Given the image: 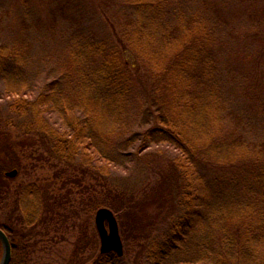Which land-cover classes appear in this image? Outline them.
Returning a JSON list of instances; mask_svg holds the SVG:
<instances>
[{"label":"trees","instance_id":"obj_1","mask_svg":"<svg viewBox=\"0 0 264 264\" xmlns=\"http://www.w3.org/2000/svg\"><path fill=\"white\" fill-rule=\"evenodd\" d=\"M88 5L87 13L99 12L106 24L119 18L118 32L107 24L110 43L91 37L76 43L66 89L60 78L31 83L23 45L0 42V101L11 114L0 120V228L12 244L9 264H33L41 237L70 220L75 238L67 264H125L131 233L132 240L146 241V264H264V139L245 138L240 116L224 102L213 27L198 15L171 18L169 0H121L113 9L108 0ZM74 7L64 18L79 28L86 11ZM259 34L245 48L258 39L263 57ZM137 83L144 101L133 109ZM159 146L174 156L163 159L140 198L110 185L113 167L150 151L167 155L153 150ZM30 151L73 172L56 195L49 197L36 180L11 187ZM12 170L16 175L6 176ZM99 208L116 217L121 256L97 249L91 219ZM147 208L169 211L161 241L146 239L153 222L139 219L148 216Z\"/></svg>","mask_w":264,"mask_h":264},{"label":"rangeland","instance_id":"obj_2","mask_svg":"<svg viewBox=\"0 0 264 264\" xmlns=\"http://www.w3.org/2000/svg\"><path fill=\"white\" fill-rule=\"evenodd\" d=\"M108 2L113 9L115 5L121 3V0H108ZM88 3L89 0H0V13H2L0 42L13 47L23 45L27 53L25 71L31 83L43 84L46 79L60 78L63 83L62 88L66 89L67 80H73L70 53L76 43L82 44L88 37L94 40L104 39L103 41L108 43L114 39L109 28L111 29L112 24L118 32L119 18L116 21L110 17L108 28L106 20L99 12L92 9L89 14L87 13L86 10L90 7ZM169 3L171 18L175 19L180 14L198 15L213 27L211 28L214 31L212 50L219 82L225 87L224 102L240 116L245 138L253 141L264 139V75H261L264 56L258 57L260 49L258 39L257 44H254L255 47L249 51L245 48L252 45L249 43L257 32L264 37V0H169ZM74 5L80 8L83 14L86 11L87 19L82 21V27L79 28L73 26V23L71 25L69 18H64L67 13L70 16L74 15ZM63 7L67 10L62 9ZM119 13L121 16V12ZM260 39L264 42V39L261 37ZM130 61L134 63L132 59ZM257 79L261 89L253 90L251 94L249 91ZM251 96L254 97L253 101ZM142 101H144V92L141 83H137L135 97L132 99L133 109L141 107ZM10 115L6 103L0 101V120ZM153 150H165L168 153L163 155V151H156L157 154L150 151L148 153L150 155H144L138 160H133L132 163L127 158L125 164L113 167L110 185L117 186L127 194H138L140 198L143 189L149 183H153L160 173L159 167L163 159L174 156L171 155L172 150L164 149V146ZM46 158V155H43V159L38 161L37 155H33L30 151L23 162L22 172L10 182L11 187L15 188L20 184L36 180L42 190H48L49 197L56 195L64 181L73 178V175L69 174L73 172L62 168L52 158ZM63 172L66 173L60 176L59 173ZM68 186L70 184L65 187ZM72 189L70 199L73 200ZM64 191L66 190L62 188L60 193ZM105 191H102L101 195ZM145 213L148 216L139 220L153 222L152 227L148 229L146 239L163 240L164 234L168 233V220L171 217L169 211L166 215H160L159 210L147 208ZM70 221L59 226V232L48 235L45 239L41 237L32 255L33 264H67L73 259L75 234ZM122 222L125 223L126 219ZM92 223H94V215L91 219ZM127 223L128 226L132 225V219L127 220ZM132 237L131 233L124 263L146 264L141 247L146 241L132 240L134 238ZM98 247L97 240V249Z\"/></svg>","mask_w":264,"mask_h":264},{"label":"water","instance_id":"obj_3","mask_svg":"<svg viewBox=\"0 0 264 264\" xmlns=\"http://www.w3.org/2000/svg\"><path fill=\"white\" fill-rule=\"evenodd\" d=\"M15 175V170L6 173L8 177H14ZM94 224L100 241V252H114L121 256L123 254V245L113 212L107 208H99L95 212ZM0 244L2 247L0 264H9L11 260V244L2 229H0Z\"/></svg>","mask_w":264,"mask_h":264}]
</instances>
